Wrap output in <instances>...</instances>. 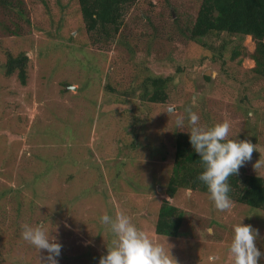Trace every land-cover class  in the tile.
I'll use <instances>...</instances> for the list:
<instances>
[{
  "label": "rangeland",
  "instance_id": "374dc122",
  "mask_svg": "<svg viewBox=\"0 0 264 264\" xmlns=\"http://www.w3.org/2000/svg\"><path fill=\"white\" fill-rule=\"evenodd\" d=\"M141 1L125 20L123 42L95 44L78 0H0V194L6 193L0 264H42L46 250L21 236L26 223L46 224L57 237L59 264H98L113 239L99 218L119 212L171 248L177 264H232L233 225L242 221L259 229L256 244L264 252V211L235 201L220 211L210 194L181 189L170 198L164 192L178 136L190 134L188 108L201 126L228 121V138L252 140L256 150L241 172L264 176V80L251 72L255 61L214 62L181 37L179 28L193 23L201 0ZM244 45L248 53L256 48L251 37ZM173 52L188 62L184 74H174L170 100L142 101L134 90L146 76L149 54L157 60L154 73L171 74ZM9 54L27 55L25 85L17 72L5 75ZM224 66L229 73L222 75ZM176 117L184 118L183 127ZM165 198L184 212L177 237L156 233Z\"/></svg>",
  "mask_w": 264,
  "mask_h": 264
},
{
  "label": "trees",
  "instance_id": "16d2710c",
  "mask_svg": "<svg viewBox=\"0 0 264 264\" xmlns=\"http://www.w3.org/2000/svg\"><path fill=\"white\" fill-rule=\"evenodd\" d=\"M78 3L86 33L91 35L95 44L123 42L119 38L124 35L125 20L130 10L140 9L143 6L141 0H78ZM179 32L182 38L185 37L187 41L198 44L211 53L214 62L221 59H225L227 63L233 62L240 56L251 58L255 61V68L251 72L256 81L264 80V0H201L196 19L187 28L180 27ZM247 37H251L256 42L253 53H248L244 45ZM179 48L181 50L182 47ZM177 53L173 52L167 59L168 64L172 66L171 74L154 73L152 65H158L157 60L154 55L149 54L150 65L142 67L146 76L141 85L134 90V94L139 92V97L144 102L167 103L171 97L170 83L176 78L174 74H184L188 62L186 57L181 56L182 54L176 56ZM28 60L27 55L9 54L4 64L5 75L12 76L17 72L18 80L25 85L28 79ZM228 73V66H224L222 75ZM211 79L208 78V81ZM0 137L2 143L5 135ZM189 137L190 134H180L176 149L173 151L174 165L164 185V192L170 198H175L181 189L209 194L207 186L198 179L204 167ZM242 168L239 169L238 174L229 177L231 185L229 195L239 204L264 211V176L257 172L244 175L241 172ZM7 177L8 180L12 179L10 174ZM105 185L106 182L101 189L102 193L107 195L109 187ZM18 193L14 192L17 197H19ZM0 197H6V193H1ZM183 219V210L169 199H163L155 224L156 233L160 236L177 237Z\"/></svg>",
  "mask_w": 264,
  "mask_h": 264
},
{
  "label": "clouds",
  "instance_id": "9594fccd",
  "mask_svg": "<svg viewBox=\"0 0 264 264\" xmlns=\"http://www.w3.org/2000/svg\"><path fill=\"white\" fill-rule=\"evenodd\" d=\"M187 111L191 125L190 143L204 167L198 179L207 186L216 209L230 210L234 201L229 195V177L238 174L239 169L251 161L256 144L248 139H228L231 127L228 121L204 127L198 123L199 116L196 112L191 108ZM176 124L183 127L184 118L176 117ZM259 163L257 161L254 167L257 168ZM99 219L112 233L113 239L111 245L107 246L106 254L99 257L98 264H177L171 248L153 240L137 226L131 216L119 212L114 218L103 214ZM207 231L213 233L214 229L209 227ZM21 236L39 252L46 250V256L40 257L42 264H59L62 244L56 236L50 237L46 224H23ZM258 236L259 229L251 224L242 221L233 225V237L229 247L232 264H259L264 252L257 247Z\"/></svg>",
  "mask_w": 264,
  "mask_h": 264
},
{
  "label": "water",
  "instance_id": "95a60500",
  "mask_svg": "<svg viewBox=\"0 0 264 264\" xmlns=\"http://www.w3.org/2000/svg\"><path fill=\"white\" fill-rule=\"evenodd\" d=\"M75 88V87H74Z\"/></svg>",
  "mask_w": 264,
  "mask_h": 264
}]
</instances>
